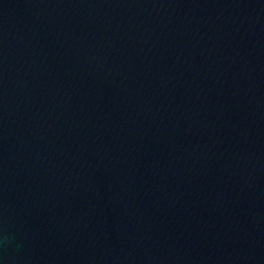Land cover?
Listing matches in <instances>:
<instances>
[{
  "label": "water",
  "instance_id": "1",
  "mask_svg": "<svg viewBox=\"0 0 264 264\" xmlns=\"http://www.w3.org/2000/svg\"><path fill=\"white\" fill-rule=\"evenodd\" d=\"M0 264H264V0H0Z\"/></svg>",
  "mask_w": 264,
  "mask_h": 264
}]
</instances>
